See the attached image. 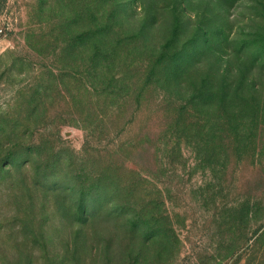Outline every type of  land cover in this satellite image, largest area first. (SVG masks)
<instances>
[{"label":"rangeland","instance_id":"1","mask_svg":"<svg viewBox=\"0 0 264 264\" xmlns=\"http://www.w3.org/2000/svg\"><path fill=\"white\" fill-rule=\"evenodd\" d=\"M0 29V264H264V0H0Z\"/></svg>","mask_w":264,"mask_h":264},{"label":"trees","instance_id":"2","mask_svg":"<svg viewBox=\"0 0 264 264\" xmlns=\"http://www.w3.org/2000/svg\"><path fill=\"white\" fill-rule=\"evenodd\" d=\"M203 41H205V39L198 38L196 42L197 46L191 52H179L177 54H174L175 56H168L167 54L163 56L160 55L158 60L154 61L146 70L149 83H159L161 82V80H158L159 78L165 81H178L185 77L191 78V75L189 73L188 62L192 59L195 60V58L198 57L199 52L197 51V48L202 46ZM207 42L208 40L205 41L206 44ZM205 83L208 85L207 78H205ZM207 85H205L206 87L201 88V90L198 92V95L196 96V101L211 104L213 99L218 98L220 100L221 97L223 98L222 91L218 90L213 85ZM196 101H185L184 104H181L184 107L178 108L177 117L179 121V126L181 125V123L184 124L185 121L188 125L189 120L186 116L191 114V109H194L196 110V113H199V105L196 103ZM201 105L203 106V104Z\"/></svg>","mask_w":264,"mask_h":264},{"label":"built area","instance_id":"3","mask_svg":"<svg viewBox=\"0 0 264 264\" xmlns=\"http://www.w3.org/2000/svg\"><path fill=\"white\" fill-rule=\"evenodd\" d=\"M2 32H3V29H0V35H1Z\"/></svg>","mask_w":264,"mask_h":264}]
</instances>
